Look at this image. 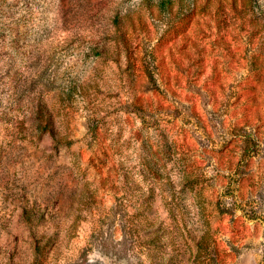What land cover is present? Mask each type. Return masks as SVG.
I'll list each match as a JSON object with an SVG mask.
<instances>
[{
    "label": "rangeland",
    "instance_id": "374dc122",
    "mask_svg": "<svg viewBox=\"0 0 264 264\" xmlns=\"http://www.w3.org/2000/svg\"><path fill=\"white\" fill-rule=\"evenodd\" d=\"M0 264H264V0H0Z\"/></svg>",
    "mask_w": 264,
    "mask_h": 264
}]
</instances>
